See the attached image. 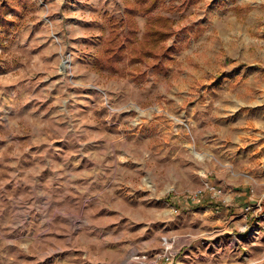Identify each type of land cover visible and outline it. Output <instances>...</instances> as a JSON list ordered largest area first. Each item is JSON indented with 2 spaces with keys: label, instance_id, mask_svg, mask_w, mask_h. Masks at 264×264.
Listing matches in <instances>:
<instances>
[{
  "label": "rangeland",
  "instance_id": "rangeland-1",
  "mask_svg": "<svg viewBox=\"0 0 264 264\" xmlns=\"http://www.w3.org/2000/svg\"><path fill=\"white\" fill-rule=\"evenodd\" d=\"M10 1L0 264H264V0H163L161 54L117 71L93 58L126 0Z\"/></svg>",
  "mask_w": 264,
  "mask_h": 264
},
{
  "label": "trees",
  "instance_id": "trees-1",
  "mask_svg": "<svg viewBox=\"0 0 264 264\" xmlns=\"http://www.w3.org/2000/svg\"><path fill=\"white\" fill-rule=\"evenodd\" d=\"M163 3V0H126L123 6L122 16L110 17L107 31L103 36L99 51L93 58L96 68H108L117 71L123 57L133 62L141 60L144 56L157 57L161 51H155L154 45L172 33L171 23L173 18L160 12L151 10ZM171 7V6H168ZM19 12V7L10 0H0V30H10V23H17L14 17L7 16V11ZM146 14L144 27L140 35H137L138 26L134 13ZM158 65V64H157ZM201 205L213 208L223 207L224 203L217 200L199 202Z\"/></svg>",
  "mask_w": 264,
  "mask_h": 264
},
{
  "label": "crops",
  "instance_id": "crops-1",
  "mask_svg": "<svg viewBox=\"0 0 264 264\" xmlns=\"http://www.w3.org/2000/svg\"><path fill=\"white\" fill-rule=\"evenodd\" d=\"M128 254V253H126ZM166 260L164 262H160L159 264H200L196 263L197 259H188V258H174L173 255L168 256V258H165ZM84 264H88V262H85ZM89 264H112L108 260H100L98 263L95 261L89 262ZM206 264V263H204Z\"/></svg>",
  "mask_w": 264,
  "mask_h": 264
},
{
  "label": "water",
  "instance_id": "water-1",
  "mask_svg": "<svg viewBox=\"0 0 264 264\" xmlns=\"http://www.w3.org/2000/svg\"><path fill=\"white\" fill-rule=\"evenodd\" d=\"M130 264H152V262H131Z\"/></svg>",
  "mask_w": 264,
  "mask_h": 264
},
{
  "label": "built area",
  "instance_id": "built-area-1",
  "mask_svg": "<svg viewBox=\"0 0 264 264\" xmlns=\"http://www.w3.org/2000/svg\"><path fill=\"white\" fill-rule=\"evenodd\" d=\"M164 256H165V258H168V255L167 254H165Z\"/></svg>",
  "mask_w": 264,
  "mask_h": 264
},
{
  "label": "bare ground",
  "instance_id": "bare-ground-1",
  "mask_svg": "<svg viewBox=\"0 0 264 264\" xmlns=\"http://www.w3.org/2000/svg\"><path fill=\"white\" fill-rule=\"evenodd\" d=\"M152 264H154V263H152Z\"/></svg>",
  "mask_w": 264,
  "mask_h": 264
}]
</instances>
